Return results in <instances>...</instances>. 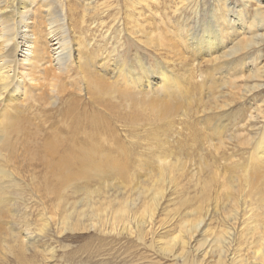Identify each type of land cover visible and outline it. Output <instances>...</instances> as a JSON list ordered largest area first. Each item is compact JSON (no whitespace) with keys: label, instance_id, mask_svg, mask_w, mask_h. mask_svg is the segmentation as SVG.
Segmentation results:
<instances>
[{"label":"rangeland","instance_id":"374dc122","mask_svg":"<svg viewBox=\"0 0 264 264\" xmlns=\"http://www.w3.org/2000/svg\"><path fill=\"white\" fill-rule=\"evenodd\" d=\"M81 1L82 0H37L35 4L38 3L39 5H41V2L43 4L45 3V5L49 4L47 5V7H49L51 12H54L60 5H63L64 9H66L67 11H70L68 12V18L70 17L68 22H71L70 27L74 31L75 40H88L93 38L92 35L94 34L97 43H95L94 47L96 51L93 48V51H90L88 53L87 58L91 59L92 63L95 66L104 64L108 69L109 66L113 63L112 61L116 60L117 65L120 62L124 64L123 66L126 65L132 68L136 75L139 74L138 78H142L144 80H126L118 75L115 76V80L112 81L117 89L120 88L119 90L122 91H131V93L137 92L141 94L142 92L143 94H146L148 92L149 95H153L154 91L155 93H164L167 90L171 89L169 87L170 85L178 84L175 85V88L178 89L177 91H175V88L171 90L172 92L176 93L173 95V97L181 100L184 103L192 101V106L194 108L193 112L188 116L184 115L183 110L179 109L178 111H176L177 113H174L175 115L173 114L174 116H169L172 117L169 121L168 117H152L148 111L147 112L149 114H142L139 112V114L137 115L129 111V109H127L126 111L122 110L121 107L125 103L115 95L113 96L114 99H112L109 95H105L102 93L98 94L97 92H94L92 90L88 91V93L84 92L85 81L83 79V76L81 77L80 74L78 75L80 71L73 67L69 74L70 78H68L67 75H61L55 88L45 86L42 94L43 97L38 98L37 96L33 95L34 97L26 103L25 107L22 110H19L22 112L21 114L20 112L18 113V111L11 112L12 115L20 114L22 120H24V128L22 129L21 134H16L17 136L13 135L9 138L8 146L5 150V153H3V156H6L7 160L3 157L0 158V194L2 193L3 195H1L4 198V202L0 204V207L3 208L2 211L4 212L5 218L4 224L1 227L10 229L9 232L12 234L21 233L25 236L35 237L44 236L46 239H42L39 241V245L42 247H45L48 243H52L53 241H55L53 239L54 237L57 239H62L63 237H65L63 243L59 244V246L66 245L67 248L65 249V251L64 249L63 251H59V262H63V260L81 262L80 259H83V263L95 264L97 263V259L101 258L100 256H98V252L103 248L104 242L98 240L95 233L87 231L83 233H77V235H70L69 231H67L63 232L59 236V234L62 232V229L64 228V223L67 220L72 221L73 219V216H70V214L73 213V204H78V208L84 207L82 206V203H80V200L85 194V191H76L75 189L81 190L80 188H84V186L87 187L88 185L95 188L97 182H99L93 177H87V179H81L77 177L68 189H66L65 185H59L58 187L54 185V190L45 186L44 179L46 178V166L41 159L43 146H46L48 143L51 144L53 141H56L57 143H60L62 141L60 143L61 145L58 147V157L73 158V154H75L77 150L87 149L101 153H109L111 154L110 157L114 156L119 159L120 164L122 165L121 168L123 169V173L116 174L115 180L121 177H128V183H123V185L126 187L125 192L123 191V189H111L116 190L113 194L119 193L116 196L118 200L126 199L127 195H130V199H137V194L139 193L138 189L141 188L148 190L146 196H150L152 193L149 194V191L152 189L155 181L158 179L159 171L157 170H159V168H164L165 170V166H173L179 170V172H175L174 174H169V172H167L161 175L162 180L164 181L162 185H164L166 189V198L162 203L163 209L158 210L155 217L156 221L159 222L160 228H162V232L158 238L157 245L154 246V249L151 248L150 242L148 241V239H146L147 249H140L141 251H139V254H155L159 259L162 260V262H165L166 264H172L171 259L167 256L168 254L161 251L159 248L161 246V248H163L164 246H172V249L176 253H179L180 245L179 242L175 243V240H178L180 236H186L189 238L187 258L189 259L191 264H257L258 261L256 259V252L261 248L262 241L260 242V238L263 237L264 239V216L260 219L256 218L257 214L255 213V211L257 210L254 211L252 208L253 206L250 207V204L254 203V201L251 194L248 197V191L243 193L242 197H238L236 213L231 212L230 214L226 215L225 213L221 212L218 213V215H208L206 212L204 214L206 226L200 225V229L193 234V238L190 237L188 232L181 233L180 229L177 227V223L180 221V219L175 218L173 216V213L177 211L178 215L186 216L191 213L192 209L194 208V203L191 201V199H193L196 195H200V189L196 187L199 183V180L208 179L213 172L218 173V175L220 176V181L222 180L221 177L224 174L227 176H255L258 174L259 169L255 166L259 165V163H264V158L261 159L260 156L264 153V150H262L264 149V87L258 88V91L256 89H251V91H249L250 93H247L244 90H246L247 86L249 88L250 86H252L251 82L256 81L258 78L261 79L260 76L263 74H259L258 76L251 74L249 75L248 67L250 66L253 67V69H259L264 62V52L258 53L263 55L261 56V58H259V56L254 53V51L253 53H251L250 57H244L245 53H241L237 55L236 59H233V57L232 59L224 58V60L220 59L215 64L207 62L197 63L189 56H187V58L189 57L188 59L185 58V60L182 61L174 54L170 55L172 54V52L168 53L160 51V53L156 48L147 47L138 39H133L130 36H127L129 34V29L127 27H125L121 31L122 33L120 35V30L117 27L119 26V24H115L112 26V20L108 18L109 15H107V19L105 16L102 19L104 21H108L109 19L110 25L108 24V22H106L107 26L102 29L93 28L91 30H88L89 28L87 27V25L89 26L93 21H96V19L98 20L99 17L96 18L95 15H93V17L92 12L90 13L89 11L86 12L87 14L82 12ZM96 1L98 3L103 1L108 3L110 0ZM167 1L168 0H162L161 2L163 3H160L157 9L152 8V10H150L152 14L150 13L149 9L140 10V7L134 6L133 14L145 29L146 38H151L154 36V27L161 29L162 26L163 28L161 32L163 33H166V31H170L174 34L182 32L183 36H185L188 34H186V30L184 29H187L188 31L189 28V31L192 30L193 32L191 31V33H194L195 37H197V35L199 34V32L197 31L203 29L204 25L209 23V20H212L215 15L214 13H212L213 1L204 0L206 1L204 7L206 9L203 10L204 8H202L203 11L200 12L199 19L194 21L193 17L190 16V12H185L183 14L186 15L182 16H184V19H187L188 21L181 20L180 22L179 18L175 16L172 17L171 15L172 10L170 9V6L172 5V0H169L168 3ZM113 2L118 4L117 16L119 17V15L121 14V16L119 17L120 23L125 24L124 22H126L127 19L124 15L127 13L125 12L126 7H128L130 3L124 0H113ZM231 2L234 5L235 3L239 5L238 0H232ZM13 5L15 4L10 2V6ZM240 5L242 4L240 3ZM163 6L165 7V9ZM40 11H42V14L45 13V10H43L42 8L40 9ZM204 11L210 12L204 13ZM154 12L159 13L158 17L153 15ZM232 14L231 16L235 15V13ZM252 15L253 13H250L248 18H250ZM83 16H85L84 22H86V27L83 26L84 29L81 26L83 25ZM159 16L162 19V23H160ZM145 19L150 20L146 22ZM174 19L175 21L179 20L177 22L178 24H176ZM77 20H80L79 22L81 24L78 23ZM184 21H187L189 23L188 27V23L186 24L184 23ZM192 21L194 22L192 23ZM168 23L170 25H168ZM182 23L184 26L182 25ZM111 26L112 28L109 29ZM181 26H183L184 29ZM229 29L230 28H226L228 33H230ZM231 32L232 34L229 42L233 41V34H235L234 32L236 31L232 30ZM107 33L108 37L106 36ZM115 42L117 43V45ZM166 55L170 57L168 58ZM255 56L257 57V59H252ZM138 62L143 65V69L138 66ZM185 62L186 64H184ZM193 62L195 63V65ZM183 64L184 66H182ZM208 65L210 67H208ZM177 66L179 69L177 68ZM163 70H166L167 73ZM158 73H160V76L158 75ZM162 73L164 75L169 74L171 80L168 85H165L164 90H161V92H156V89L153 87L154 84L158 81L162 82ZM198 74L203 78H199ZM247 77L249 81H247ZM222 78H228L233 81L234 88L230 86H224V90L223 86H220L221 88H218ZM194 79L195 81H193ZM138 81L142 82L141 85L140 83H138ZM201 81L203 83L202 93H206L209 85L211 86L212 90H210V93L208 94V100H206L207 102L205 101L206 108H209L210 111H205V114L198 115L195 114V109L200 105L199 110L202 111V109L205 107L204 96L199 97V92H201V90L198 88V83H200ZM243 81L245 84L242 83ZM76 83L77 85H75ZM133 84L135 86H133ZM138 84L140 85V87L138 86ZM62 85L63 87H61ZM67 86L70 88H68ZM137 87L141 89L139 90L141 92L137 91ZM80 88L81 91H78V96H76L72 91L69 92V90L77 91ZM129 88H132L133 91ZM133 88L136 89V91ZM148 88L152 91V93L150 90H148ZM51 89L55 91L52 94L49 93V90ZM240 89L244 90L241 91ZM231 91L233 95H235V97L229 95L227 97L225 95V93L228 94ZM260 91L262 92L259 93ZM50 94L53 97L59 98L56 104H51L49 106L48 95ZM209 95H214V98ZM66 98L68 101L66 100ZM234 98H236V100H234ZM34 102H37L38 104H35ZM224 103L229 104L226 107L220 108L221 106L225 105ZM217 108H220L221 110H218ZM23 113L24 115L27 114L28 116H24ZM256 115H258L257 120H253L254 122H252V120L250 119H252ZM177 116H179V118ZM28 119L30 123L28 122ZM203 127L205 128L204 130ZM216 130H218V132ZM75 133L77 134V137ZM26 139L28 140V142ZM132 139H134L135 141ZM218 139L222 140L223 145L220 149L215 151L214 149H212V147L209 146V144L212 143L216 145ZM26 142L29 144H27ZM80 145L82 146V148ZM29 146L32 148V150L29 149ZM119 148L121 149L120 151H118ZM8 150L11 151V153H9ZM123 151L124 154L122 155ZM180 154L182 157L180 156ZM55 158L56 157H54V159ZM201 160L210 164L214 168L209 172L197 174V165ZM5 161H8L7 164ZM177 161L179 162L178 164L176 163ZM2 162H4V164ZM147 165L150 167H148ZM151 168L152 170H150ZM249 169L251 171H249ZM153 173L154 175H152ZM115 180L109 184H113ZM115 183L117 184V182ZM149 185L153 186L151 187ZM218 187L219 184L215 185L211 189L209 193L210 196L208 195L207 197V200L209 201H207V203L203 205H208V209L210 210H220L221 205L215 204V198L218 196V192L221 190V188ZM59 194L61 196H59ZM113 198L114 197H112L111 199ZM259 212L260 211H258V213ZM206 227L208 228V230ZM119 233H121V227H118L114 232V234ZM222 234L224 235V241L226 240L227 245H223L222 249H218L216 241L221 237ZM133 239L134 236L131 240ZM3 240L9 243V240H11L10 235L8 237H6L5 235ZM110 248L111 247L109 245L105 244L104 254L108 253L107 250H109ZM114 249H119L118 254L120 255V257H128L136 253L138 247H136L132 243L130 244V241L128 242L124 240L119 243ZM116 257L117 256L114 255L113 257L108 258L106 263L115 264L118 260L116 259ZM175 264H184L181 256L177 258Z\"/></svg>","mask_w":264,"mask_h":264},{"label":"bare ground","instance_id":"6f19581e","mask_svg":"<svg viewBox=\"0 0 264 264\" xmlns=\"http://www.w3.org/2000/svg\"><path fill=\"white\" fill-rule=\"evenodd\" d=\"M34 1L35 0H0V131H1L0 132V158L3 157V158H6L7 160V157L6 156L4 157L3 153H5V150L8 146L9 138L13 135L15 136L16 134H21L22 133L21 131L24 128V122H23L24 120H22V117L20 116L22 112L19 110H22L25 107L26 103L30 101L34 96H37L38 98H42L43 89L45 86H48L50 88H55L57 85V82L59 81L58 79L61 75H67V77L70 78L69 74L71 72V69H73V67H75L77 70L80 71L78 75L80 74L81 77L83 76V79L86 82V84L84 82V85H85L84 92L88 93V91L92 90L94 92H97L98 94L102 93L105 95H109L110 98L112 99H114L113 96L115 95L119 97L121 101L125 103L121 107L122 110L126 111L127 109H129V111L137 115L139 114V112L142 114L150 113V115L155 118L158 116L165 117V118L168 117L169 121H170V118H172L169 116L171 115L174 116L175 115L174 113L178 111L179 109L183 110L184 115H188V116L193 112L194 108L192 106V101H188L187 103H184L181 100H178L177 98L173 97V95L176 93L172 92L171 90L174 89L175 85H178V84H174V85L172 84L169 86L171 89L167 90L164 93L161 92V90L165 89V85H168V83H170L171 77L169 74L164 75L162 73L161 74L162 79H163L162 82H159L157 80L158 82L154 84L153 88L156 89V92L160 91L161 93L158 92L159 94L155 93L154 91L155 89L153 90L154 91L153 95L151 94L149 95L148 92L146 94H143L142 92L141 94L137 92L131 93V91L130 92L122 91V90H119L120 88L117 89L112 83V81L115 80L114 79L115 76L119 75L126 80H129V79L140 80L142 78H138L139 74L136 75V73L132 70V68L126 65L123 66L124 64L120 62L117 65L116 60L112 61L113 63L109 66L108 69L104 64H101L100 66H95L92 63V60L87 58L88 53L90 51L92 52L93 51L92 49L95 47L96 39L94 37V34L92 35L93 38L88 39V40H84V41L83 40L80 41V39L75 40L74 31L70 27L71 22H68L70 18V17L68 18V15H69L68 12L70 11H67L66 9H64L63 5H60L54 12H51L49 7H47V5L49 4L45 5V3L44 4L42 3L43 2L42 1L41 5H39L38 3L35 4L37 0L35 1V3ZM66 1H70V0H66ZM124 1H128V3L130 4L128 5V7H126L125 12H127L126 13L127 16L126 14L124 15L127 21L124 22L125 24H122L119 21L120 20L119 17L121 16V14L119 13L120 14L119 17L117 16L118 14L117 5L118 4L114 3L113 0H110L108 3L104 1L98 3L96 0H82L81 1L82 2L81 3L82 12L87 14L86 12L89 11L90 13L92 12V16L95 15L96 18L99 17L98 20L96 19V21H93L89 26L87 25V27L89 28L88 30H91L93 28L102 29L107 26L106 22H108L109 24L110 20H112L111 21L112 26L115 24H119V26L117 27L120 30L119 32L120 35L122 33L121 31L125 27H127L129 29L128 30L129 34L127 36H130L133 39H138L147 47L156 48L158 52L160 51H164L168 53L172 52V54L170 55L174 54L176 57H179V59L182 61L185 60L187 56H189L197 63L207 62V63L215 64L220 59L224 60V58L232 59L233 57V59H236L237 55L241 53H245L244 57H250L251 53H253L254 51H255L254 53H256L259 56V58L263 56L262 54H258V53L264 52L263 51L264 0H238L239 5L236 3L235 5L232 4L231 2L232 0H212L213 1L212 13H214L215 15L212 18V20H209V23L207 24L204 23L205 25L203 29H201L200 31H197L199 32L198 35L196 34L197 37H195L194 33H191L192 30L189 31V28H188V31L187 29H184L183 28L184 25L182 23L183 26L181 27L184 30H186V34L188 35L183 36L182 32L174 34V33H171L170 31H166V33H163L161 32L163 28L162 26L161 29L154 27L155 29L154 36L151 38H146L145 29L143 28L141 23L138 21V19L134 16L133 14L134 6L140 7V10L149 9L150 11L152 10V8L157 9L160 3H163L161 2L162 0H124ZM10 2H12L15 5L10 6ZM205 2L206 1L204 0H172V5L170 6V9L172 10L171 15L172 17L175 16L179 18L181 22V20H187V19H184V16H182V15H186L183 13L190 12L191 14L190 16L193 17L195 21L199 19L200 12L206 9L204 8ZM240 3L242 5H240ZM41 8L45 10L44 14H42V11H40ZM202 8L204 9L202 10ZM111 11L112 12L114 11V12L112 13ZM207 12H210V11H204V13H207ZM150 13L152 14L151 11ZM232 13H235V15L231 16ZM250 13H253V15L250 18H248ZM107 15H109L108 18H110V20L108 19V21L106 20L104 21L102 18L105 16L107 19ZM153 15L158 17L159 13L154 12ZM84 19H85V16H83L82 18V24H83L81 25L82 28L83 26L86 27L85 26L86 22H84ZM149 20L145 19L146 22H148ZM159 20H160V23H162V19L160 18V16H159ZM179 20L175 21L174 19L176 24H178L177 22ZM77 21L78 23H80L79 22L80 20H77ZM187 21H184V23L187 24L188 23ZM194 21H192V23ZM168 25L170 24L168 23ZM188 25L189 23L187 24V27ZM112 26L109 29H111ZM226 28H230L229 29L230 33H228ZM232 30L236 31L234 32L236 35L233 34L234 39L233 41H231L232 42L231 43L229 41H230V37L232 34L231 32ZM108 33L106 35L107 37H108ZM248 59H251V58H248ZM252 59H257V57L255 56ZM137 64L141 69H143V65L140 62H138ZM171 64H174V63H171ZM184 64H186V62ZM184 64L182 66H184ZM208 67L210 66L208 65ZM163 71L166 72V70H163ZM248 72H249L248 73L249 75L250 74L255 75V76H258L259 74H263V75L260 76L261 79L257 77L259 80L257 79L256 81L251 82L252 86H250V88L247 86L248 88L246 87V90L243 89L245 92L250 93L249 91H251V89H256L258 91V88L264 87V62L262 63V66L259 69H253V67L249 66ZM73 74H74V71H73ZM159 74L160 73H158V75ZM248 77H247V81H249ZM199 78H203V77L199 75ZM179 79H182V78H179ZM193 81H195V79ZM138 83H140L141 85L142 82L138 81ZM242 83H244V81ZM233 84L234 82L231 81L230 79L222 78L221 83L218 88H221L222 86H223V90H224V86L225 87L230 86L234 88ZM75 85H77V83ZM140 85L138 84L139 87ZM198 85H199L198 88L201 90V92H199V97L204 96V104H205V101L208 100V94L210 93V90H212L211 86L210 85L208 86L206 93H202L203 91L202 81L198 83ZM133 86L135 85L133 84ZM61 87H63V85ZM139 87H137L138 88L137 91L141 90ZM145 87H148V86H145ZM129 89L132 90V88H129ZM134 90L136 91V89ZM148 90L150 89L148 88ZM148 90H145V91H148ZM177 90L178 89L175 88V91ZM49 91H50L49 93L51 94L55 92L53 89ZM70 91L74 92V94L78 96L79 94L78 91H81V88L78 89L77 91L69 90V92ZM261 92L262 91H260L259 93ZM51 94L48 95L49 106L51 104L53 105L56 104L59 98V97L58 98L53 97L51 96ZM225 95L227 97L228 95L235 97L232 91L229 92L228 94L225 93ZM234 100H236V98H234ZM224 104H225L224 106L220 105L221 106L220 108L228 106L229 103L228 104L224 103ZM220 108L219 109L217 108V109L221 110ZM199 109H200V105L198 106V108L195 109L196 113L195 112L194 113L198 115H203L206 113L205 111H208V112L210 111L209 108L208 109L206 108V104H205V107L202 109V111H200ZM13 111H18V113L20 112V114L12 115L11 112ZM25 115L26 117L28 116L27 114ZM177 117L179 118V116ZM257 118H258V115H256L250 120L254 122L255 120H257ZM28 122H29V119H28ZM151 122H152V119H151ZM204 129L205 128L203 127V130ZM33 131H34V128H33ZM216 131L218 132V130ZM73 134H74V131H73ZM76 137H77V134H76ZM60 143L53 141L51 144L48 143L46 146H43L41 159L46 166V170H45L46 178L44 179L45 186L54 190L53 189L54 185H56V187H58L59 185H65L66 189H68L70 188L71 184L77 177L81 179H87V177H93L94 179H97L99 182H97V185L95 186V188L88 185L87 187L84 186V188H80L81 190L75 189L76 191H85V194L80 200V203H82V206L84 207L78 208V204H75V203L73 204V210H72L73 213L70 214L71 217L73 216V219L72 221L67 220L64 223V228L62 229V232L59 234V236L63 232H67V231H69L70 235H77V233H83L87 231L95 233L97 239L104 242L103 248L98 252V256H100L101 258L97 259V263L95 264H107L106 261L108 260V258H111L114 255L117 256L116 259H118L115 264H166L165 262H162V260L159 259L157 255L155 254L143 255V254H139V251H141L140 249H143V250L145 248L147 249L146 239H148V241L150 242L151 248L154 249V246L157 245L158 238L162 232V228H160L159 222L156 221V217H155L158 210L163 209L162 203L164 202L166 198V194H165L166 189L164 185H162L164 181L162 180L161 175L167 172H169V174H174L175 172H179V170L173 166L169 167V166L163 165L166 168L165 170L164 168L162 169L159 168V170H157L159 171L158 179L155 181L154 186L152 185L153 186L152 187L151 185H149L152 187V189L149 191V194L152 193L150 196L148 197L146 196V193L148 190L141 188V189H138L139 193L137 194V199L136 198L130 199L131 198L130 195H127L126 199L118 200L116 196L119 193H116V194H113V193L116 190H121V189H123L124 192L126 191L125 190L126 187L123 185V183H128L127 182L128 177H121L115 180L116 174L123 173V169L121 168L122 165L120 164V161L117 157H114V156L110 157L111 154L109 153H101V152H96V151L87 150V149L77 150V152L73 154V158L58 157L59 155L58 147L61 145ZM222 145H223V142L221 139H218L216 145L212 143L209 144V146L212 147V149H214L215 151L220 149ZM29 149L32 150L30 146H29ZM120 150L121 149L119 148L118 151ZM9 153H11V151H9ZM123 154H124V151L122 155ZM260 156H261V159H263L264 153ZM54 157L56 158L54 159ZM5 162L7 164L8 161H5ZM2 163L4 164V162ZM176 163L178 164L179 162L177 161ZM255 167L259 169L258 174L256 172L257 175L255 176H250V175L227 176L224 174L221 177L222 180L220 181V176L218 175V173L213 172L208 179L199 180V183L197 184L196 187L200 189V195H196L193 199H191V201L194 203L193 204L194 208L192 209L191 213L188 216L178 215L177 211L173 213V216L175 218L180 219V221L177 223V227L180 229L181 233L188 232L190 237L193 238V234L200 229V225L206 226L205 215H204L206 212L208 215H211V214L218 215V213H221V212L225 213L226 215L230 214L231 212L236 213L238 197H242V194L245 193L246 191H248L247 193H249L248 197L250 196V194L252 195L254 203H251L250 207L253 206L252 207L253 210L254 211L257 210L255 211V213L257 214L256 218L260 219L261 217H263L264 216V205H263L264 204V163L262 164L259 163V165ZM213 168H214L213 166L201 160L200 163L197 165V170H198L197 174L209 172ZM150 170H152V168ZM249 171L251 170L249 169ZM152 175H154V173ZM114 180L115 182H117V184L115 182H113V184H109V183H112V181ZM217 184H219V187L221 188V190L218 192V196L215 198V204L221 205L220 210L213 209V208H212L213 210H210L208 209L209 207L208 205L206 206H203V205L206 204L207 201H209L207 200V197L211 189ZM111 189H116V190H111ZM1 194H0V204L4 202V198L2 196L3 194L2 195ZM59 196L61 195L59 194ZM112 197L114 198L111 199ZM2 209L3 208L0 207V264H90V263H83V259H80L82 263L74 262L72 260H69V261L63 260V262L58 261L59 260L58 258H60L59 251L60 250L63 251V249L65 251V249L67 248L66 245L59 246V244L63 243L65 237H63L62 239H57L54 237L53 239L55 241H53L52 243H48L45 247H42L39 245V241L42 239H46L44 236L35 237V236H25V235H22L21 233H18V234L10 233L9 232L10 229L1 227L4 224V220H5L4 212L2 211ZM258 211L260 212L258 213ZM166 217H169V216H166ZM118 227H121V233L114 234V232L117 230ZM7 234L8 236L10 235L11 237V240H9L10 241L9 243L3 240L5 235L6 237H8ZM133 236H134V239L131 240ZM262 239L263 237L260 238V242L262 241L261 248L256 252V259L258 261L257 264H264V239L263 240ZM124 240L128 242L130 241V244L132 243L136 247H138L137 252L128 257H120V255L118 254L119 249L116 250L114 248ZM178 242L180 245L179 253H176L172 249V246H164L163 248H161L162 247L161 246L159 249L168 254L167 256L171 259L172 264L176 263V260L177 258H179V256H181L184 264H191L189 259L187 258L189 238L186 236H180L178 240H175V243H178ZM216 242L218 245L217 246L218 249H222L223 245H227L226 240L224 241L223 234L221 235L220 238L217 239ZM105 244L111 247L109 250H107L108 253L106 254H104Z\"/></svg>","mask_w":264,"mask_h":264}]
</instances>
